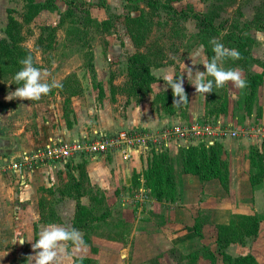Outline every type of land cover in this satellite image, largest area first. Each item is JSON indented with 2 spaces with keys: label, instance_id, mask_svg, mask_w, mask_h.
<instances>
[{
  "label": "rangeland",
  "instance_id": "374dc122",
  "mask_svg": "<svg viewBox=\"0 0 264 264\" xmlns=\"http://www.w3.org/2000/svg\"><path fill=\"white\" fill-rule=\"evenodd\" d=\"M36 1L44 2L45 0ZM83 1L90 4V6L86 7H88L89 13L93 18L99 21L111 18L113 23L109 32L91 29L89 34L84 36L86 43L82 41L81 47L78 44L70 43L69 39L67 40L69 36L67 37L64 28H57L51 42L48 40H44L41 43L37 42L42 26L49 28L58 24L60 13L67 7L64 0H55L56 11H49L50 13H46L44 16L39 15L29 24L23 23V16L26 13V0H0V39L6 38L4 30L8 20V9H12L14 10L13 15L22 22L23 45L32 52L37 66L48 70V81L56 80L62 84L61 88H53L48 95L41 97L47 99L48 103L53 102L54 107L51 111L53 113L52 116H54L53 119L58 118L59 115L64 118V114L67 112L68 118L71 120L72 96L77 93L82 96L84 91H86V87L89 88L90 85L95 90L98 89L99 99L104 96L101 84L107 86V90L110 91L112 96L115 93L118 95L126 93L125 90L130 85V77L127 73L128 56L137 50H141L149 52L153 63L160 65L159 67L153 66L151 69L155 80L154 78L145 79L149 93L143 98L152 93L151 85L156 88H164L167 91L166 93L169 92L168 94H170L169 88L164 81V78L169 75H175L176 77L174 78L178 77L183 80V87L188 101L181 102L179 105L166 103L168 111L166 113L162 112L168 115L171 113V115L177 117L179 121L175 123V127L210 119L214 126L220 124L219 126H222L223 130L225 128L237 130L238 135L232 137L235 139L223 140V144L231 150L229 153L225 152V155H222L228 165L236 166L242 163V160H244L243 163L246 164L247 162L248 164L246 156L251 146H257L256 142L262 144L259 149L263 148L264 143H261V141L263 140L264 142V137H252L248 133L250 132L249 130H256L258 126L264 127V79L253 90L249 87L238 89L231 82L226 83L222 88H217L213 84V92L203 95L202 93H196L194 85L188 81L185 66L186 68H191L193 72L205 70L203 64H201L208 59L203 45L204 42L212 50V45L209 41L215 38L222 42L226 48L239 51L242 36H250L251 39L249 38V40L248 38H243L245 39V44L241 48L244 51H249V57L252 60L249 59L250 64L248 63L249 65L246 66L245 70L236 69L242 72L247 82L251 73L261 72L262 68L259 64L261 60L264 61V30L251 29L246 31V29L259 22H264V0H157V3L153 6H147L148 1L151 0H131L129 4L131 6L139 5L140 8H143L147 19L152 22V28L146 38L145 46L141 49L134 46L127 33L124 18L122 17L127 13V9L123 5L124 0H106L107 10L99 6L100 0ZM80 7L84 8V6ZM93 9L95 11H92ZM138 13L139 11H135L132 12V15H137ZM196 14L212 18L213 25L221 27L220 33L211 38H206L199 31L197 21L193 18ZM112 15L114 16L112 17ZM184 15L189 16V18L184 19ZM246 23L249 27L246 26ZM47 34L48 31L44 33V36ZM239 35L241 38H239ZM70 38L72 37L70 36ZM90 51L93 54V70L88 67L87 57ZM191 56L198 57L197 64L193 65ZM233 61L232 59H226L223 62V66L225 68H233ZM207 79H212V77H207ZM112 81L117 83L116 89L112 86ZM15 89L16 87L12 86L9 78H0V147L9 151L8 155H5L9 159L4 160V162L0 161V172L7 174L3 175L4 177L9 175L7 171L9 170L8 165L12 166L14 163H18L26 156L29 158L28 164L25 165L26 170L45 166L53 167V164L56 163L49 160L46 163H42L30 159L36 150H44L47 145L38 147L36 145L35 147H29L31 149L27 151H20L19 154H17L18 152L15 153V150H21L19 148L26 142V132L30 136L32 132H38L36 128L38 127L36 123L38 112L36 113L35 111L37 107L33 109L35 107L30 106L29 100L7 98ZM164 90L162 89L156 94L165 92ZM192 92L195 97L192 100L193 103H190ZM156 94L153 95V98H155ZM174 99H178V97ZM224 101L227 102L226 112L214 115V110L220 108ZM158 107V102L152 104V109ZM190 110L196 113L201 111L202 113L198 116H190ZM219 116H222L220 121H218ZM164 130L165 127L156 130L146 129V131L155 134V141H153L152 145H149L148 149H142V151H145L142 153L148 156V160H151L153 154L156 153L169 154L168 146L164 141ZM219 134V136L217 135L219 137L218 140L216 139L217 137L212 139L220 143L222 142L220 138L222 134ZM168 136L177 138V134L173 133ZM243 136L248 139L244 141L238 139ZM185 142L183 147L191 145V142ZM174 159L176 160L177 181L175 200H171L166 189L163 191L162 199L157 200L151 190H147L143 185L144 180L142 181V186L140 185L135 190H129L128 192L124 190L123 194L119 191L116 199H112L109 203L106 201L105 205L103 204L97 210V215L106 214V217L84 228L83 245L79 246L78 250H74L72 248L73 243H68L66 253L61 255L59 264H68L71 260L73 261L79 257L89 258L93 261L92 264H195L198 261H202L199 257L205 255L207 251L209 252L208 255L215 256L216 264H223L216 242V227L225 224L214 222L213 219H210L212 218V204L205 202L199 208L193 205L202 197L196 193L195 189L191 190L193 185H185L184 190L182 181H179L181 172L178 169L177 159ZM78 164H70L65 172L70 173V170ZM17 172L19 173V171ZM223 188H225L224 185ZM210 189L215 194L213 198L217 199L216 195L220 192L218 188L211 187ZM241 189L244 191V188ZM241 197L240 193L234 191L231 197L226 200L232 204L235 203L234 207H232L238 209L239 212H244L242 210L243 207H245V212L251 211V214H258L264 210V198L258 197L255 204H250L244 199L240 202L236 201L242 199ZM184 203L193 206L191 209L193 214H197V211H199V218L202 221L201 233L197 235L194 231V225H190L188 226L190 228V236L188 234L185 236L187 240L182 235L183 237H178L176 244H174V241L172 243L173 239L166 241L164 237H172L173 231L178 230L172 224V217H175L174 210L176 207L182 206ZM255 208L259 212H256ZM231 209L230 207V211ZM216 219L220 220L217 217ZM186 221L188 223L190 220L186 219ZM136 226L141 228L140 232L133 234V228ZM4 227L7 228L6 223ZM25 227L26 225L23 223L19 228V233H16L15 239L6 246V250L1 248L0 264H29L27 257L34 255V253L30 243L25 241V237H27ZM36 230L37 228H34V233L37 236ZM143 234L145 238L142 237ZM193 235L197 236L194 240H192ZM8 238V236L6 238L4 236L3 243ZM21 240H23L22 243L20 242ZM254 241L246 240L245 244L236 242L231 244L247 246V248L242 247V249L244 253H248L252 250ZM149 244H160V246L164 244L169 248L164 251L160 249L154 252L144 251V248H149ZM198 246L200 247L198 248ZM228 246L223 248L224 252ZM119 254H122L123 258ZM192 254L193 256H191Z\"/></svg>",
  "mask_w": 264,
  "mask_h": 264
},
{
  "label": "crops",
  "instance_id": "0c3cea01",
  "mask_svg": "<svg viewBox=\"0 0 264 264\" xmlns=\"http://www.w3.org/2000/svg\"><path fill=\"white\" fill-rule=\"evenodd\" d=\"M92 11H95V9ZM46 13L50 12L44 9L40 11L39 15L44 16ZM155 77L158 78L156 75ZM116 85L117 83L112 81L114 89H116ZM101 87L104 93L101 99L98 98V89L95 90L91 85L89 88L86 87V91H84L82 96L78 95V93L72 96L73 102L70 107L72 110L71 127L66 126V121L60 115L58 118L53 119L54 116H52L53 113L51 112L54 107L53 102L48 103L45 98H41L38 101H30V106L35 107L33 109L37 107L35 111L36 113L38 112L36 118V123L38 124L36 128L38 132H32L31 136L26 132V142L19 148L21 150H15V153L18 152L17 154H19L20 151H27L31 149L29 147H35L36 145L37 147L49 145L52 140L70 141L79 139L83 136L93 137V135L113 134L120 130H156L163 127H174V125H176L175 123L179 121L175 115L163 114L161 110L155 112L152 109L153 95L162 91V89L164 90V88H156L154 85H151L152 93L148 94L141 101H136L129 97L127 93H121L120 95L115 93L112 96L110 91L107 90L106 85L101 84ZM194 97L192 92L190 103H193L192 100H194ZM42 99L44 100L42 101ZM201 113V111L198 113L193 112V110L189 111L190 116H198ZM221 118L222 116H219L218 121H220ZM249 131L248 134H251L250 136L252 137H264V127L262 126H258L254 131ZM232 137L236 136L224 135L220 137L222 140L220 143L223 145V149L226 153H229L231 150L223 144V140L235 139ZM216 139L218 140L219 137ZM238 139L244 141L248 138L243 136ZM185 141L186 140L179 136H177V138L169 137L166 141L169 154L176 158L178 149L185 145ZM261 143H264L263 140ZM256 145L258 148L262 146L259 142H256ZM8 152L7 149L0 147V161L4 162V160L6 161V159H9L5 156L8 155ZM142 152L145 151L137 149V151L131 152L128 158L123 157L119 152L95 157L76 154L66 161H54L56 163L53 164V167L45 166L32 170H26L25 167H20L19 170H15L13 165H8L9 170L7 171L9 175L7 177L3 176L7 174L0 172V250L1 248L6 250V246L15 239L16 233H19V228L23 223L26 225L25 234L27 237H25V241L30 243V245L38 238V233L45 224L57 223L72 227L76 200L70 196H62L61 190L66 186L70 177L75 178L76 181L79 180L78 165L84 166L90 186L94 189L99 188L104 193L108 203L111 202L112 199H116V196L119 195V191L123 194L124 190H127V192L130 190V183L134 173L140 175V185L142 186V173L147 169L149 162L148 156ZM242 161L244 162V160ZM243 162L236 166L229 165V175L225 182L226 185L221 183L217 178L201 181L196 175L184 173H181V175L179 174V181H182L184 190L185 185H193L191 190L195 189L196 193L202 197L193 204L196 208L202 207L205 202L212 204V218L210 219H213L214 222L226 224L232 218V215L251 214V211L245 212V207L242 209L244 212H239L238 209L233 208L235 203L232 204L226 200L231 197L234 191L240 193L242 196V199L236 200L238 202L244 199L250 204H255L258 197L264 198V188H254L250 184L247 173L248 164L247 162L246 164ZM72 163L79 164L70 170V175V173L65 172V170L68 169L69 165ZM17 171H19V173ZM223 185L225 188H223ZM211 187L218 188L220 191L217 193L219 196L216 195L218 197L217 199L213 198L215 194L210 191ZM241 188H244V191ZM40 199L43 200L45 205L42 213L39 207ZM80 202L84 205H89L90 196L82 195L80 197ZM183 205L176 207L174 210L175 217H172V224L176 226L178 230L173 231L172 237H164L166 241L173 239L172 243L174 241V244H176L178 237L182 235L184 236L182 237L187 240L185 236L187 234L190 236V228L188 226H193L197 217L200 216L199 211H197V214L192 213L191 209L193 206L187 205L186 203ZM230 207L232 208L231 211ZM255 211H258L257 208H255ZM261 213H264V210L258 214ZM216 217L220 218V220H217ZM186 219L190 220L188 222L189 224L186 223ZM5 223L7 228L4 227ZM34 228H37V236L34 233ZM137 228L138 226L133 228V234L140 232L139 230L141 228L139 227L138 230ZM78 230L80 232L82 230L81 233H84V229ZM4 236L5 238L7 236L9 237L5 243H3ZM142 237L145 238L144 234ZM195 238H197V236L193 235L192 240ZM8 240L9 243L7 244ZM160 244L162 245V243ZM160 244H149V248H144V251L154 252L157 249L164 251L169 248L164 244L160 246ZM4 245L5 247H3ZM253 245L251 251L244 253L242 247L247 248V246L231 244L226 248L225 253L231 257L251 254L259 264H264V220L260 223L259 235L256 241L253 242ZM199 247L200 246H198V248ZM72 248L78 250L79 246L73 244ZM119 256L123 258L122 254H119ZM199 258L202 261H198L195 264H208V262L210 264V259L204 257V255ZM72 262L71 260L68 264H72Z\"/></svg>",
  "mask_w": 264,
  "mask_h": 264
},
{
  "label": "trees",
  "instance_id": "16d2710c",
  "mask_svg": "<svg viewBox=\"0 0 264 264\" xmlns=\"http://www.w3.org/2000/svg\"><path fill=\"white\" fill-rule=\"evenodd\" d=\"M26 1V13L23 16V23L25 24H29L34 21L38 17L41 10L45 9L51 12L57 10L55 0H45L44 2H37L36 0ZM129 1L131 0H124L123 5L124 8L127 9V13L122 17L124 18V24L131 41L136 48L141 49L145 46L144 44L146 38L148 37V34L152 28V22L147 19L146 12L143 10V8H140L139 5L131 6ZM64 2L66 3L67 7L63 12L60 13L58 24L49 28L42 26L37 42L41 43L44 40L51 42L55 36L57 28H64L67 37L69 36L67 40L69 39L70 43L78 44L80 46L82 41L83 43H86L84 36L88 35L91 29H94L95 31L102 30L104 32L110 31L113 23L111 18H106L101 21L93 18L89 13L88 7H86L90 6L89 3H85L83 0H64ZM156 3L157 0H151L148 1L147 6H153ZM80 6H84V8H81ZM99 6L105 8L106 10L108 9L106 0H100ZM135 11H139V13L137 15H132V12ZM174 11L176 12V10ZM13 13L14 10L8 9V20L4 30L6 38L0 39V78H9L12 86L17 87L18 85H16L13 81V76L21 68L19 60L31 54L33 57L34 66H38L34 61L32 52L23 45L22 22H20L13 15ZM113 16L114 15H112V17ZM183 17L184 19L189 18V16L186 15ZM193 18H195L197 21L199 31L202 32L206 38H211L212 36L220 33L221 27L213 25L212 18L200 14H196ZM246 26H248V24ZM251 29L258 31L264 30V22H259L258 24L247 28L246 31ZM47 31L48 34L44 36V33ZM70 36L72 38H70ZM239 38H241L240 35ZM243 38H248V40L249 38L251 39L250 36H242L240 39L241 46L239 48L241 59L236 61L234 60L232 62V66L233 68H241L245 70L246 66L250 64L249 59L251 58L249 57V51H244L242 49V46L245 44V39ZM203 45L205 47L208 60H210L214 53L205 45V42ZM87 58L88 67L93 70L94 66L92 63V51L88 53ZM151 59L152 58L149 52H143L141 50H137L128 56L127 73L130 77V85L125 91L129 97L136 101H141L143 97L149 93L147 81L145 79H153L154 76L151 72L152 67L160 66L158 63L154 64ZM259 66L262 68L261 72L251 73L249 75L248 87L252 90L259 86V84L264 79V61L261 60ZM168 88L170 94H168L169 92L166 93L167 91H165L155 95L152 104L154 102L159 103V110L158 108L153 109L155 112L161 110V112L166 113L168 111L166 103H173L174 97L172 90L170 87ZM226 109L227 102L224 101V104H222L220 108H216L214 110V115L217 113L224 114ZM169 114L171 115V113ZM64 119L66 121V126L71 127L72 121L68 118L67 112L64 114ZM223 154L225 155L223 145L217 141H214L213 144L209 146H207L205 143L199 142L197 144L180 147L176 157L179 167L178 169L181 173L198 176L201 181L217 178L221 183L226 185L225 182L227 181L229 175V165L222 157ZM246 158L249 165L247 173L250 184L254 188H264V145L261 149H259L257 146H251ZM77 168L79 180L76 181L75 178L70 177L66 186L61 190V195L70 196L76 200V209L74 218L72 220V227L76 229H84L106 217V214L97 215V210H99L103 204L105 205L106 197L99 188L94 189L90 186L84 166L78 165ZM142 179L144 180L143 185L145 188L147 190H151L153 196L157 200L162 199L164 194L163 191L165 189L167 190V194H169L171 200L176 199V160L171 157L170 154L163 152L153 154L152 159L148 162L147 169L142 173ZM140 183V175L134 173L130 183V190L139 188ZM82 195L90 196L89 205H84L80 202V197ZM39 207L42 213L45 207L42 199L39 200ZM263 220L264 213L236 214L229 220L228 224L218 225L216 227V242L218 244V251L222 257L221 261L223 264H259L255 257L251 254L231 257L224 252L223 248L235 242L239 244H245L246 240L254 241L259 235L260 223ZM201 225L202 221L199 217H197V220L193 226L197 235L201 233ZM68 243L72 244V242ZM208 253V251L207 253L205 252L204 257L210 259V264H216L215 256L208 255ZM191 256H193V254ZM92 263L93 261L89 258L79 257L75 258L72 264Z\"/></svg>",
  "mask_w": 264,
  "mask_h": 264
},
{
  "label": "clouds",
  "instance_id": "9594fccd",
  "mask_svg": "<svg viewBox=\"0 0 264 264\" xmlns=\"http://www.w3.org/2000/svg\"><path fill=\"white\" fill-rule=\"evenodd\" d=\"M209 43L212 45L214 55L210 60H204V71L193 72L191 68H186L188 81L194 85L196 93L213 92V84L215 87L222 88L226 83L231 82L238 89L248 87L246 78L242 72L236 68H225L223 62L226 59H241L238 50L226 48L225 45L216 40L211 39ZM193 65L197 64V56H191ZM21 68L14 74L13 81L18 85L15 91L11 92L8 99L20 98L29 101H38L42 96L48 95L53 88H61L62 84L56 80L48 81L49 72L47 69H41L34 66L31 54L19 60ZM175 75H169L164 78L167 87L172 90L174 99L173 104L179 105L181 102H187L183 80L174 78ZM212 77V79H207ZM21 243L23 240L20 241ZM68 242L80 246L83 245V234L76 228L64 226L57 223L45 224L38 233V238L31 244L34 255L27 258L29 264H59L61 255L66 253Z\"/></svg>",
  "mask_w": 264,
  "mask_h": 264
},
{
  "label": "built area",
  "instance_id": "2783aa9c",
  "mask_svg": "<svg viewBox=\"0 0 264 264\" xmlns=\"http://www.w3.org/2000/svg\"><path fill=\"white\" fill-rule=\"evenodd\" d=\"M220 125V124H219ZM214 126L210 120H202L193 124L182 125L178 127L165 128L163 132L166 144L168 135L177 134L191 144L199 142L205 143L207 146L213 144L212 138L217 137L219 133L224 135L237 136V130L221 128L222 126ZM170 129V131H169ZM220 135V134H219ZM218 135V136H219ZM155 138V134L146 130H120L113 134L93 135V137L83 136L79 139L70 141L52 140L44 150L38 149L34 152L31 160L46 163L49 161H66L76 154H84L95 157L100 155L113 154L119 152L123 157L128 158L131 152L137 149H148ZM197 138V139H196ZM152 141V142H151ZM29 158L26 156L18 163L13 164L15 170L25 167Z\"/></svg>",
  "mask_w": 264,
  "mask_h": 264
}]
</instances>
